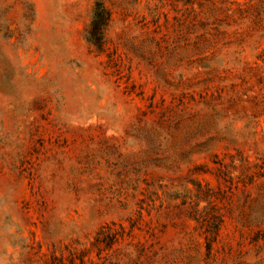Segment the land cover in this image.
<instances>
[{"label": "rangeland", "instance_id": "1", "mask_svg": "<svg viewBox=\"0 0 264 264\" xmlns=\"http://www.w3.org/2000/svg\"><path fill=\"white\" fill-rule=\"evenodd\" d=\"M0 264H264V0H0Z\"/></svg>", "mask_w": 264, "mask_h": 264}]
</instances>
